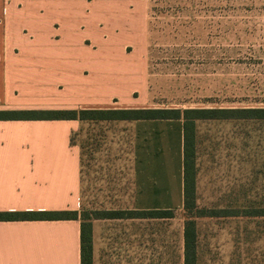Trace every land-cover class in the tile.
I'll return each mask as SVG.
<instances>
[{
	"label": "crops",
	"instance_id": "obj_1",
	"mask_svg": "<svg viewBox=\"0 0 264 264\" xmlns=\"http://www.w3.org/2000/svg\"><path fill=\"white\" fill-rule=\"evenodd\" d=\"M113 3L122 10L100 7ZM148 48L149 14L135 0H0V112L140 108L122 98L146 92ZM80 127L0 120V213L80 212ZM133 170L139 218L0 221V264H201L187 221L175 220L184 122L135 121Z\"/></svg>",
	"mask_w": 264,
	"mask_h": 264
},
{
	"label": "rangeland",
	"instance_id": "obj_2",
	"mask_svg": "<svg viewBox=\"0 0 264 264\" xmlns=\"http://www.w3.org/2000/svg\"><path fill=\"white\" fill-rule=\"evenodd\" d=\"M135 1L149 14L147 89L136 99L123 97L124 104L166 116L264 109V0ZM195 139L198 206L264 209V121H197ZM134 140L135 121L81 122L73 135L83 156L78 218H139ZM175 220H186L183 210ZM198 225L201 264H264V217L204 218Z\"/></svg>",
	"mask_w": 264,
	"mask_h": 264
},
{
	"label": "trees",
	"instance_id": "obj_3",
	"mask_svg": "<svg viewBox=\"0 0 264 264\" xmlns=\"http://www.w3.org/2000/svg\"><path fill=\"white\" fill-rule=\"evenodd\" d=\"M165 112L149 109H118V110H59L41 112H0V120H78L81 122H113V121H139L175 119L184 122V189L185 203L184 215L186 223V248L187 252L195 251L197 235L195 232V221L204 218L225 217H264V209H252V211L229 212L228 210L206 211L198 206L197 181L198 168L196 161L197 141L195 129L197 121L209 120H260L264 121V109H237V110H209L194 109L186 110L184 115L166 116ZM169 215L175 213L169 212ZM116 213L110 216H122ZM78 213L75 212H38V213H0V221L17 220H76ZM85 226L83 224V244H85ZM86 253V247L83 248ZM85 263V261H84Z\"/></svg>",
	"mask_w": 264,
	"mask_h": 264
}]
</instances>
